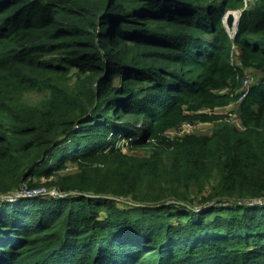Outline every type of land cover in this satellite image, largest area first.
I'll use <instances>...</instances> for the list:
<instances>
[{
	"label": "trees",
	"instance_id": "16d2710c",
	"mask_svg": "<svg viewBox=\"0 0 264 264\" xmlns=\"http://www.w3.org/2000/svg\"><path fill=\"white\" fill-rule=\"evenodd\" d=\"M260 201L264 0H0V264H264Z\"/></svg>",
	"mask_w": 264,
	"mask_h": 264
},
{
	"label": "rangeland",
	"instance_id": "374dc122",
	"mask_svg": "<svg viewBox=\"0 0 264 264\" xmlns=\"http://www.w3.org/2000/svg\"><path fill=\"white\" fill-rule=\"evenodd\" d=\"M254 2H255V0H244V7L248 8L251 5H253ZM230 12L234 13L235 18L238 16V12H236V11L235 12L230 11ZM223 24L225 25L227 31L229 33H232L233 29L229 30V28L226 25V18L225 17L223 18ZM235 57L236 56L233 57V61H235V63H236L237 61H236ZM243 73H244V76H249L252 79L251 80V85L256 81V74L254 73V71L252 69L244 68L243 69ZM112 81L116 82V78L113 77ZM240 89L241 88H240V85H239V87L236 90H234L232 92V94H237L240 91ZM228 91H229V89L225 88V89H223L220 92L226 93ZM38 97H39L38 95H34L32 98L36 99ZM239 102L240 101H238V100H233L227 105L215 107L212 111L210 109L205 110V111L208 112V113H216V114L225 115L226 117H225L224 122L232 123L233 125H235L236 127L239 128L241 126L240 125V121H239V116H238V105H239ZM194 124H197V125L194 128L186 129V131L184 133L210 134L212 132L213 128L215 127V125L217 124V121H209V122H199V121H197ZM167 133L171 137L178 136L179 134H181L177 128L170 129ZM118 144L123 149L127 148V144H125L124 142H119ZM139 152H141V151H139ZM75 170H76V167L74 166V164L67 162L66 166H65V169L62 170L61 173L62 172L63 173L71 172V171H75ZM36 178L39 179V181H44L45 180L44 177H42V176H38ZM34 180H36V179H34ZM7 199L10 200V201H15L16 198H15V196H11V197H7Z\"/></svg>",
	"mask_w": 264,
	"mask_h": 264
},
{
	"label": "built area",
	"instance_id": "2783aa9c",
	"mask_svg": "<svg viewBox=\"0 0 264 264\" xmlns=\"http://www.w3.org/2000/svg\"><path fill=\"white\" fill-rule=\"evenodd\" d=\"M230 34L232 35V33H230ZM251 80L252 79L249 76H243L241 78V80H240V88L241 89L237 93V95H238L237 100L238 101H242L244 99V97L247 95V93L249 91V88L251 86ZM194 123H192V122H184V123H181L179 126H177L175 128H177L179 130V132L181 133L179 135H183V134H185L184 132L186 131V129H188V128H194L197 125V124H194ZM167 135H169V134L167 133ZM49 192L51 194H56L57 193V191H52V190L49 191ZM45 193H47L45 188H32L31 189V188H28L27 186H24L20 191H17L12 196H15V198H17V197H21V196L23 197V196L43 195Z\"/></svg>",
	"mask_w": 264,
	"mask_h": 264
},
{
	"label": "water",
	"instance_id": "95a60500",
	"mask_svg": "<svg viewBox=\"0 0 264 264\" xmlns=\"http://www.w3.org/2000/svg\"><path fill=\"white\" fill-rule=\"evenodd\" d=\"M229 12L230 11H228L227 14H225L224 17L226 18L227 27L229 28V30L233 29V31H232V33H233L235 31V29H236V25H237V21H238V17L240 15V12H238V16H237L236 19H235L234 15L231 12L230 13ZM57 193H59V192H57ZM260 202L264 203V201H260Z\"/></svg>",
	"mask_w": 264,
	"mask_h": 264
},
{
	"label": "bare ground",
	"instance_id": "6f19581e",
	"mask_svg": "<svg viewBox=\"0 0 264 264\" xmlns=\"http://www.w3.org/2000/svg\"><path fill=\"white\" fill-rule=\"evenodd\" d=\"M232 14L234 15V13H232ZM234 17H235V15H234ZM236 18H237V17H236ZM236 18H235V19H236ZM232 31H233V30H232Z\"/></svg>",
	"mask_w": 264,
	"mask_h": 264
}]
</instances>
